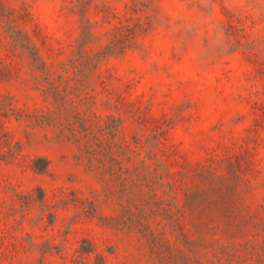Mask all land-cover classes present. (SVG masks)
<instances>
[{
	"label": "rangeland",
	"instance_id": "374dc122",
	"mask_svg": "<svg viewBox=\"0 0 264 264\" xmlns=\"http://www.w3.org/2000/svg\"><path fill=\"white\" fill-rule=\"evenodd\" d=\"M227 214L264 242V0H0V264H211Z\"/></svg>",
	"mask_w": 264,
	"mask_h": 264
},
{
	"label": "trees",
	"instance_id": "16d2710c",
	"mask_svg": "<svg viewBox=\"0 0 264 264\" xmlns=\"http://www.w3.org/2000/svg\"><path fill=\"white\" fill-rule=\"evenodd\" d=\"M42 159L47 163L45 170L48 167V160ZM40 171H43V168ZM219 219L218 223L224 221L223 223L226 225L225 229H222L225 234L223 236L225 240L217 238L213 242L214 259L211 264H262L264 242H260L258 238L239 240L246 227L251 224L250 218L247 215L227 214L224 217H219ZM218 229L220 230L221 228L218 226ZM187 236L181 230V241L184 242L185 246L191 248L193 254L186 251L181 245V264H202L199 259L197 260L195 254V241ZM200 243H203V241Z\"/></svg>",
	"mask_w": 264,
	"mask_h": 264
}]
</instances>
